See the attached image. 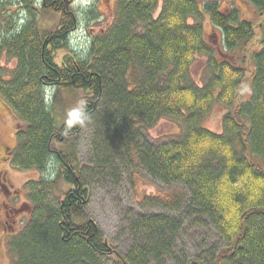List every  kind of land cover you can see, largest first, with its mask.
<instances>
[{
	"label": "trees",
	"instance_id": "1",
	"mask_svg": "<svg viewBox=\"0 0 264 264\" xmlns=\"http://www.w3.org/2000/svg\"><path fill=\"white\" fill-rule=\"evenodd\" d=\"M13 1L17 13L7 8ZM247 2L263 19L258 26L218 1L117 0L115 24L76 52L71 38L81 18L97 19L95 5L0 0V97L20 121L10 161L53 177L27 184L32 210L10 242L14 264H264V0ZM50 11L59 24L41 29ZM203 14L222 34L219 51L198 20ZM257 30L260 48L247 56ZM4 56L17 61L9 72ZM198 56L208 60L204 86L190 78ZM248 73L251 93L243 98ZM63 88L87 91L82 122L72 126L58 125L51 112ZM217 106L227 108L221 132L203 126ZM165 118L181 121L183 135L151 140L148 130ZM87 125L92 150L82 164L76 138ZM64 134L71 153L55 147ZM132 167L184 191L145 197L142 206L156 212L130 215L131 243L122 252L87 207L93 181L117 183ZM58 179L69 189L54 198ZM186 225L213 231L220 243L191 256L180 245Z\"/></svg>",
	"mask_w": 264,
	"mask_h": 264
},
{
	"label": "rangeland",
	"instance_id": "2",
	"mask_svg": "<svg viewBox=\"0 0 264 264\" xmlns=\"http://www.w3.org/2000/svg\"><path fill=\"white\" fill-rule=\"evenodd\" d=\"M68 3H74L76 7H87L95 5L97 19H82L80 27L71 38V48L76 52L89 42V37L105 32L111 28L117 20V0H67ZM200 4L209 1H218L224 11H230L233 7L240 9L245 19L256 22L258 26L263 19L260 18L256 8L250 5L247 0H197ZM162 1L159 9L155 13L157 17L161 11ZM10 12H19L20 6L16 1L8 5ZM6 17L0 16V23ZM61 16L55 11L43 13L40 16L41 29L48 31L55 30L59 24ZM205 30L209 44L218 50L223 48L222 34L216 29L207 14L199 17ZM194 22L193 19L190 20ZM261 32L256 31V38L246 51L259 47ZM65 52L58 53L57 60L60 62ZM238 64H242L239 54L235 55ZM207 57L198 56L191 68V81L204 86L209 80L210 75L207 69ZM249 62V61H248ZM2 65L6 71L13 70L16 60H9L6 56L2 59ZM248 70L252 69L251 63L245 65ZM251 73L247 75V83L243 89V98H248L251 93ZM54 92L48 94L49 102L54 100ZM87 91L80 88H63L58 95L57 101L51 109L52 116L57 124L72 126L73 109H80L82 101L86 98ZM227 108L217 106L212 114L203 121V126L215 132H221L224 115ZM20 121L16 113L4 103L0 97V170L6 172L7 180L0 183V264H14L15 258L10 248V242L22 231L30 217L32 205L28 199L27 184L30 181L40 180L43 175L50 177V173L43 175L36 169L22 170L11 164L10 156L16 146V131L19 128ZM89 125V124H88ZM76 138L77 151L82 164H87L91 157L92 150V132L89 126ZM183 123L179 120L165 118L160 120L153 128L148 130V136L151 140L168 141L179 138L183 135ZM72 138V137H71ZM68 137L64 134L60 142L55 143V147L61 148L71 153V146L63 145ZM74 139V138H73ZM7 147V151L6 148ZM9 152V153H8ZM135 166V165H134ZM52 171V170H51ZM109 175V174H108ZM118 177V176H117ZM53 178V177H50ZM106 178L102 181L92 182L91 200L87 210L92 218L100 225L108 241L117 247L118 250L125 252L131 243V237L126 233L128 218L132 214L156 212V210L145 208L142 202L145 197L166 196L168 193L175 191L183 192L184 188L179 185H165L159 181L153 180L147 173L139 168H130L127 173L120 174V179ZM2 184V185H1ZM58 188L54 192L49 191L51 197L62 196L63 191L69 189L62 179H58ZM8 195V196H7ZM57 200V199H56ZM6 205V207L4 206ZM219 239L213 231L209 233L202 228L185 226V231L180 238V245L184 246L191 256L206 255L207 248L219 244ZM105 264H114L113 260L107 259ZM167 264H173L168 262Z\"/></svg>",
	"mask_w": 264,
	"mask_h": 264
},
{
	"label": "clouds",
	"instance_id": "3",
	"mask_svg": "<svg viewBox=\"0 0 264 264\" xmlns=\"http://www.w3.org/2000/svg\"><path fill=\"white\" fill-rule=\"evenodd\" d=\"M70 115L72 116L71 122L75 123V122H82V117L84 114L81 109L77 108V109H73Z\"/></svg>",
	"mask_w": 264,
	"mask_h": 264
},
{
	"label": "flooded vegetation",
	"instance_id": "4",
	"mask_svg": "<svg viewBox=\"0 0 264 264\" xmlns=\"http://www.w3.org/2000/svg\"><path fill=\"white\" fill-rule=\"evenodd\" d=\"M6 149V151H7V147L5 148ZM9 153V152H8ZM8 158H10V156H8L7 158H5V159H8ZM7 180V176H6V172L5 171H3L2 172V170H0V183H2V181L4 182V181H6ZM2 185V184H1ZM8 196V195H7ZM5 207H6V205H4Z\"/></svg>",
	"mask_w": 264,
	"mask_h": 264
}]
</instances>
